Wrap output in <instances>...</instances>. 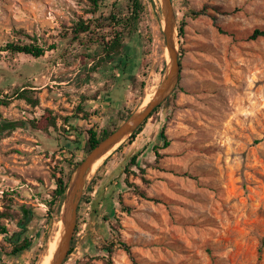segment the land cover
I'll return each instance as SVG.
<instances>
[{
  "label": "rangeland",
  "instance_id": "1",
  "mask_svg": "<svg viewBox=\"0 0 264 264\" xmlns=\"http://www.w3.org/2000/svg\"><path fill=\"white\" fill-rule=\"evenodd\" d=\"M113 1L126 0H108L107 6ZM85 4L0 0V98H12L0 103V120L19 122L0 137V210L7 206L13 214L0 220L7 230L0 232V264H31L34 255V264L41 261L61 229L60 211H48L54 210L48 205L54 176L68 170L67 159L80 164L87 156V128H116L121 113L137 110L166 72L159 0H144L141 33L127 40L132 53L124 74L83 68L79 58L85 49L63 37ZM172 5L178 81L135 140L105 163L104 157L87 177L73 248L62 264H104L100 248L110 237L108 223L139 264H264V246L260 257L257 251L264 236V37L248 38L255 27L264 28V0H173ZM187 8L201 13L192 16ZM10 42L47 50L33 57L4 49ZM51 44L56 47L49 49ZM22 89L33 90L38 104L16 98L15 90ZM46 109L57 115L58 127L32 128L28 120ZM62 117H69L68 123ZM162 127L169 140L164 148ZM135 153L148 182L135 168L128 180L146 197L123 182ZM93 177V191L87 192ZM119 201L130 211H122ZM22 208L29 210V221L21 222ZM17 233L31 237L32 246L8 256L4 252ZM111 259L133 264L119 245Z\"/></svg>",
  "mask_w": 264,
  "mask_h": 264
},
{
  "label": "trees",
  "instance_id": "2",
  "mask_svg": "<svg viewBox=\"0 0 264 264\" xmlns=\"http://www.w3.org/2000/svg\"><path fill=\"white\" fill-rule=\"evenodd\" d=\"M86 6L82 10V13L79 14L76 20L70 26L69 32L65 33L63 37H68L70 42H75L79 47H83L85 51L80 54L79 64L91 72L97 70H110L117 69L118 72H126L130 66L131 62V53L132 48L127 40L131 39L134 36L140 35V23L144 18L146 13V8L144 4V0H126L124 5L113 1L109 6H107L108 0H85ZM173 2V0H171ZM106 9V10H104ZM187 13L192 16L199 15L201 13L200 10H194L193 8H187ZM86 14L90 16L85 17ZM185 22L181 20L178 25V35L181 36L183 33V26ZM258 37H264V28L255 27L251 33L248 35L249 39H256ZM55 44H51L48 48L54 49ZM91 47H96V52H86ZM4 49H7L11 52H19L29 54L33 57H40L47 50L42 45H38L36 43H7L4 46ZM178 62L180 65V57L178 56ZM142 76H145L144 72ZM139 89L142 92L144 81L141 80L138 84ZM180 89V87H177ZM33 90L31 89H22L15 90V97L18 99H23L25 102L30 104L31 106H35L38 104L39 100L36 96H33ZM1 94V89H0ZM8 97V96H7ZM12 98H0V103L8 104ZM166 100L161 102L158 106H156L148 117L110 154L105 158L104 162L111 157L113 153L120 151L123 147L130 145L137 135L142 131L144 125L147 120L152 117L161 104ZM79 111H82L83 114L87 115L85 111H83L82 107H79ZM133 111L130 110L126 113H121V116L118 117V123L125 120ZM69 117H62L63 123H68ZM19 122L15 120L1 119L0 120V137L5 136L10 130L14 129ZM28 124L34 128L43 131H47L49 128L56 129L57 125V115L52 113L51 110L46 109L44 113L40 116L39 119L28 120ZM115 126L111 129H102L100 132H97L92 127H89L85 130L86 137V149L87 152L90 151L93 147H95L100 140L106 137L111 130H113ZM159 136L162 139L163 143L160 148H164L168 146L169 140H167L166 135L164 134V128L162 127L159 131ZM159 149L158 146H153V152L155 154V159L160 158L161 154L157 151ZM138 153L133 154L126 166L124 167L123 173L125 176L123 177L124 184L129 187L133 193L146 197V192L139 188L133 182H129L128 174H135L134 170L130 168H135L138 171V175L143 182L147 183L148 181L145 179V169L142 168L138 164ZM69 164L68 170L65 172L64 170H59V175L54 176L56 179V186L51 194V199L48 201L49 209L54 208V210L48 211H60V206L64 198V192L68 185L70 176L74 171L76 165L79 162H72L71 160H66ZM157 161V160H156ZM95 177L91 179L89 184L86 187L87 192L93 191L94 188ZM120 207L122 211L129 212L130 207L123 204L122 201H119ZM79 206L77 207V210ZM49 215V213H48ZM13 214L9 211L7 206H4L3 209L0 210V220L1 219H11ZM21 222L29 221L30 212L28 209H21ZM109 224V239L105 240L100 248L101 251V259L104 264H115L111 259V255L115 250V246L119 245L122 247L129 257L132 260L133 264H139L133 257L130 247L120 240L118 232L111 223ZM76 230V229H75ZM0 232L2 234H6L7 230L5 226L0 225ZM73 238L70 241V247L68 254L72 251L73 248ZM7 239V238H6ZM9 242L11 243V248L7 252H4L8 256H17L27 251L32 246V238L29 236H22L21 233H17L13 235ZM264 246V236L260 240L259 247L257 249L258 256L260 257V253L262 252V247ZM42 250V248H40ZM4 251L0 247V252ZM37 255H34L31 264H34ZM67 257L64 259V261ZM63 261V262H64Z\"/></svg>",
  "mask_w": 264,
  "mask_h": 264
},
{
  "label": "water",
  "instance_id": "3",
  "mask_svg": "<svg viewBox=\"0 0 264 264\" xmlns=\"http://www.w3.org/2000/svg\"><path fill=\"white\" fill-rule=\"evenodd\" d=\"M159 1L160 20L165 36V47L168 50L166 72L148 102L143 107L140 106L133 111L106 137L100 140L72 172L60 206L61 229L56 247L52 252L50 264H62L68 255L70 241L75 228L77 206L93 162L101 156L105 155L103 157H106L114 151L148 117L151 111L169 95L178 81L180 69L175 47L173 5L171 0ZM112 148L113 150L107 154Z\"/></svg>",
  "mask_w": 264,
  "mask_h": 264
},
{
  "label": "bare ground",
  "instance_id": "4",
  "mask_svg": "<svg viewBox=\"0 0 264 264\" xmlns=\"http://www.w3.org/2000/svg\"><path fill=\"white\" fill-rule=\"evenodd\" d=\"M173 37H174V34H173ZM165 53H166V57H168V50H167V48L165 49ZM155 86V85H154ZM150 88V87H149ZM152 88V87H151ZM156 89V88H155ZM151 95H152V93H151V90H148L147 92H146V95H145V98H144V100H143V102H142V105H141V107H143L147 102H148V100L151 98ZM138 109V108H137ZM116 146V145H115ZM114 148V147H113ZM113 148L109 151V152H107V154H109L112 150H113ZM106 154V155H107ZM103 156H105V155H103ZM103 156H101L100 158H98V159H96L94 162H93V164H92V166H91V170H90V172H89V175L90 174H92V172L96 169V167L99 165V163L102 161V159L104 158ZM103 162V161H102ZM88 179V178H87ZM60 220V219H59ZM60 232V231H59ZM56 235L53 237V239H51L49 242H48V246H47V250H46V253L43 255V257H42V259H41V261L38 263V264H50V262H51V258H52V252H53V250H54V248L56 247V244H57V240H58V236H59V234L58 233H55ZM51 237V236H50Z\"/></svg>",
  "mask_w": 264,
  "mask_h": 264
},
{
  "label": "crops",
  "instance_id": "5",
  "mask_svg": "<svg viewBox=\"0 0 264 264\" xmlns=\"http://www.w3.org/2000/svg\"><path fill=\"white\" fill-rule=\"evenodd\" d=\"M120 74H124V73H126V72H124V73H122V72H119ZM114 76V75H113ZM120 83V82H119ZM118 85V84H117Z\"/></svg>",
  "mask_w": 264,
  "mask_h": 264
}]
</instances>
